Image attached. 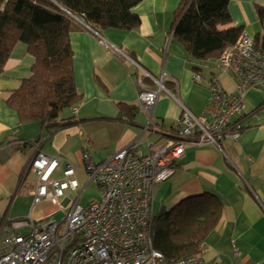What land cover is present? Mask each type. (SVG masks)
Here are the masks:
<instances>
[{
    "label": "crops",
    "instance_id": "crops-1",
    "mask_svg": "<svg viewBox=\"0 0 264 264\" xmlns=\"http://www.w3.org/2000/svg\"><path fill=\"white\" fill-rule=\"evenodd\" d=\"M182 2L144 0L133 9L141 19L139 28L101 32L128 58L106 48L91 30L78 29L70 34L74 76L82 98L76 111L71 108L62 115L64 120L72 117L76 122L55 132H46L39 122L20 123L18 114L5 102L31 77L35 63L27 45L16 44L0 76V216L14 220L31 215L36 220L57 211L50 204L33 206L37 178L31 163L40 152L60 159L53 179L63 177L68 163L76 166L78 179V173L84 172L85 149L98 163L137 139L140 153L153 154L176 137L182 107L166 92L161 93L155 108L159 131L143 133L146 117L138 105V82L147 89L155 85L144 79L135 64L156 78L165 74L167 88L196 116L207 114L213 77L231 91V78L219 67V61L199 64L188 58L183 45L174 39L175 13ZM259 7L264 9V0H230L231 27L242 28L255 38L261 35ZM194 67L200 71H194ZM197 72L203 77L201 83L194 80ZM244 104L243 113L229 127V131L240 130L237 139L224 138L219 147L187 142L184 154L173 163L172 178L155 187L154 211L156 202L169 210L204 193L221 200L220 222L207 237L200 255L207 264H264V84L251 88ZM120 105L132 110L126 113ZM90 183L89 178L78 190ZM65 196L66 203L71 195L66 192Z\"/></svg>",
    "mask_w": 264,
    "mask_h": 264
},
{
    "label": "built area",
    "instance_id": "built-area-1",
    "mask_svg": "<svg viewBox=\"0 0 264 264\" xmlns=\"http://www.w3.org/2000/svg\"><path fill=\"white\" fill-rule=\"evenodd\" d=\"M88 29L101 37L106 48L128 58L98 30ZM135 65L155 85L147 89L138 82L141 87L138 105L146 117L143 133L159 131L160 120L155 116V108L161 93L166 92L182 107L176 137L153 154L140 153L141 143L137 139L110 159L98 163L88 150H83L82 169L101 191V196L86 206L79 204L82 194L65 203L66 192H78L80 187L76 166L68 163L63 177L55 180L53 174L60 159L38 153L31 163L37 178L33 206L50 204L58 209L36 220L31 215L14 220L0 216V264H207L200 256L168 263L156 249L153 240L155 187L172 178L173 163L182 157L187 142L199 147H219L224 138L239 137L240 130L229 131V127L243 113L248 91L264 84V53L256 48L255 37L243 33L222 54L219 67L230 76L231 91L213 77L205 116H196L175 98L165 85V74L156 78ZM194 80L201 83L203 77L195 73ZM62 210L67 212L63 220H50ZM20 230H28L27 235H20Z\"/></svg>",
    "mask_w": 264,
    "mask_h": 264
},
{
    "label": "trees",
    "instance_id": "trees-1",
    "mask_svg": "<svg viewBox=\"0 0 264 264\" xmlns=\"http://www.w3.org/2000/svg\"><path fill=\"white\" fill-rule=\"evenodd\" d=\"M142 1L0 0V76L17 43L26 44L35 59L31 77L5 101L18 114L20 123L39 122L46 132H55L76 122L72 117L62 118L82 98L74 76L70 34L89 27L100 33L108 29L135 30L141 19L133 9ZM229 3L230 0H183L175 13L173 37L183 45L188 58L199 64L219 61L236 44L244 32L231 27ZM258 15L263 32L255 42L264 53V9L259 7ZM194 71L200 68L194 67ZM119 107L126 113L132 110L126 105ZM222 210L217 196L204 193L156 213V249L168 263L200 256L207 237L220 222Z\"/></svg>",
    "mask_w": 264,
    "mask_h": 264
},
{
    "label": "rangeland",
    "instance_id": "rangeland-1",
    "mask_svg": "<svg viewBox=\"0 0 264 264\" xmlns=\"http://www.w3.org/2000/svg\"><path fill=\"white\" fill-rule=\"evenodd\" d=\"M212 63H215V61H211ZM76 107H74L73 109H75ZM68 110H66L64 113H67ZM78 179L80 181V184L83 187V184L85 182H87V180H89L87 174L85 172H81L78 173ZM29 181L31 182V179H29ZM85 185V184H84ZM69 195H71L70 198L73 199V201L80 195H81V199L79 201V204L82 206H86L88 205L93 199H97L101 196V191H100V187L94 183L91 182L85 189H81L80 191L78 190V192L72 193L70 191H67ZM167 205H163L162 203L159 204L158 202L155 203V212L158 213L160 211H163ZM169 208V207H168ZM166 208V210L168 209ZM40 209V208H38ZM57 207H53V211L57 210ZM52 211V212H53ZM67 212L65 210L59 211L57 212L55 215L52 216V218L50 220H56V221H61L66 217ZM47 215V214H46ZM45 216V215H43ZM43 216L38 217L37 219H41ZM22 219H27V218H22ZM20 235L24 236L27 235L28 230H20Z\"/></svg>",
    "mask_w": 264,
    "mask_h": 264
},
{
    "label": "clouds",
    "instance_id": "clouds-1",
    "mask_svg": "<svg viewBox=\"0 0 264 264\" xmlns=\"http://www.w3.org/2000/svg\"><path fill=\"white\" fill-rule=\"evenodd\" d=\"M144 79H145V77H144ZM148 79V78H147ZM166 85V84H165ZM167 87V86H166Z\"/></svg>",
    "mask_w": 264,
    "mask_h": 264
}]
</instances>
